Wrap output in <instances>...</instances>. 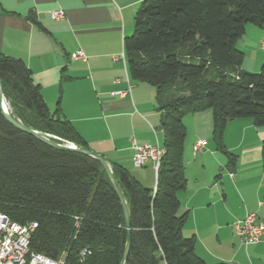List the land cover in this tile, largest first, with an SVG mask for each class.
<instances>
[{
    "label": "trees",
    "instance_id": "obj_1",
    "mask_svg": "<svg viewBox=\"0 0 264 264\" xmlns=\"http://www.w3.org/2000/svg\"><path fill=\"white\" fill-rule=\"evenodd\" d=\"M247 23L264 30V0H142L135 11L133 32L122 40L125 62L131 78L156 90L165 153L155 188L109 164L130 209L124 264H207L194 252V237L182 234L188 215L177 196L186 188L183 117L211 110L212 142L230 169L235 156L223 144L226 123L247 117L264 125V63L258 72L241 69L244 54L235 47ZM0 83L9 113L21 123L56 142L87 147L58 107L49 110L22 59L0 54ZM261 165L264 172V141ZM0 211L37 223L30 251L63 255V264L121 262L123 211L101 164L38 140L1 112Z\"/></svg>",
    "mask_w": 264,
    "mask_h": 264
},
{
    "label": "crops",
    "instance_id": "obj_2",
    "mask_svg": "<svg viewBox=\"0 0 264 264\" xmlns=\"http://www.w3.org/2000/svg\"><path fill=\"white\" fill-rule=\"evenodd\" d=\"M141 1L0 0V54L24 61L49 110L58 107L89 149L155 188L151 163L133 164V144H153L156 137L161 142V133L155 135L160 129L156 90L131 78L120 58ZM58 9L64 16L51 18ZM248 28L252 42L241 51L256 71L264 63V30L246 26L245 36ZM77 49L85 60L70 58ZM240 68H245L242 63ZM189 116L196 127L185 126L186 188L177 194L181 209L188 211L182 234L194 237V252L207 264H264V242L244 246L233 228L247 213L264 216V125L247 117L226 123L223 144L235 156L230 169L225 155L210 143V109ZM197 139L206 143L193 152Z\"/></svg>",
    "mask_w": 264,
    "mask_h": 264
},
{
    "label": "built area",
    "instance_id": "obj_3",
    "mask_svg": "<svg viewBox=\"0 0 264 264\" xmlns=\"http://www.w3.org/2000/svg\"><path fill=\"white\" fill-rule=\"evenodd\" d=\"M63 16L64 12L60 9L50 13L53 19H60ZM260 46L264 48V39L260 42ZM120 57L124 62L123 51ZM70 58L85 60V55L77 49L70 54ZM158 132L161 133V129L156 131L155 135ZM205 143V140L197 139L192 146L193 152L201 151ZM133 152V164L136 167H142L146 162H150L156 173L165 149L156 137L153 144L134 143ZM36 226L35 221L19 223L0 211V264H63V255L52 258L43 253L30 251V236ZM233 228L244 246L264 242V216L258 217L255 212L247 213L243 218L233 222Z\"/></svg>",
    "mask_w": 264,
    "mask_h": 264
},
{
    "label": "water",
    "instance_id": "obj_4",
    "mask_svg": "<svg viewBox=\"0 0 264 264\" xmlns=\"http://www.w3.org/2000/svg\"><path fill=\"white\" fill-rule=\"evenodd\" d=\"M0 112L3 115V117L14 127L20 129L23 132H26L32 136H34L35 138H37L38 140L52 146L58 149H62V150H68V151H76L82 154H85L87 156H90L94 159H96L101 166L103 167L115 193L118 196V199L120 201L121 207H122V211H123V216H124V222H125V228H126V241H125V245H124V250H123V254H122V259L120 264H124L125 258L127 256L128 253V249H129V244H130V237H129V232H130V209L127 203V200L125 198L124 193L122 192L120 186L118 185V182L116 180V178L114 177L112 170L110 168V165L108 164V162L106 161V159L99 153L84 147V146H80L77 145L75 143H71L68 141H63L61 140V142H56L54 141L49 135L41 133L37 130H34L26 125H24L23 123H21L18 119H16L15 117H13L8 110V105L6 102V97L2 91V87H1V83H0Z\"/></svg>",
    "mask_w": 264,
    "mask_h": 264
},
{
    "label": "rangeland",
    "instance_id": "obj_5",
    "mask_svg": "<svg viewBox=\"0 0 264 264\" xmlns=\"http://www.w3.org/2000/svg\"><path fill=\"white\" fill-rule=\"evenodd\" d=\"M246 26L247 27H252L251 29H258L256 26H254L253 24L251 23H247L245 25V30H246ZM133 31H131V33L129 35L132 34ZM253 30L251 32L250 28H248V33L246 34L245 36V32L243 33V35L241 37H239L236 42H235V47L239 50H242L246 48V46H248L249 44H251L252 42V39H248V38H251L253 36ZM128 36V35H127ZM248 39V40H247ZM244 54V53H243ZM121 55V54H120ZM247 57V55H246ZM121 58V57H120ZM249 58V56L247 57ZM242 64L244 65L245 68H243V70H246V71H252V72H258L260 67L258 68V70L256 71H253L251 70V66H250V60H246V62H244V57H243V61H242ZM261 66V65H260ZM161 97L163 98L164 97V93L161 95ZM211 111V110H210ZM192 114V113H190ZM190 114H186L184 117H183V122L185 124V126H187L188 128H191V129H194L196 126L192 124V121H191V118H190ZM211 138V137H210ZM204 140V139H203ZM210 140V143H212V138L209 139Z\"/></svg>",
    "mask_w": 264,
    "mask_h": 264
}]
</instances>
